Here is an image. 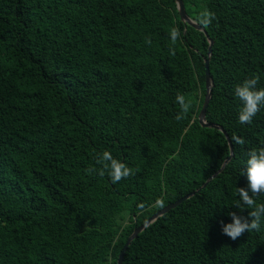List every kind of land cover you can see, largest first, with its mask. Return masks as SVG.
Here are the masks:
<instances>
[{"label": "trees", "instance_id": "trees-1", "mask_svg": "<svg viewBox=\"0 0 264 264\" xmlns=\"http://www.w3.org/2000/svg\"><path fill=\"white\" fill-rule=\"evenodd\" d=\"M183 1L197 25L204 9L216 19L194 28L176 0H0V264H117L136 228L201 189L231 156L199 122L207 59L206 121L234 155L142 231L123 264H264V220L235 241L222 232L228 213L249 217L237 189L247 152L264 146V108L241 125L234 95L250 77L264 88V0ZM178 93L193 102L179 121ZM104 150L135 174L88 175Z\"/></svg>", "mask_w": 264, "mask_h": 264}, {"label": "clouds", "instance_id": "clouds-1", "mask_svg": "<svg viewBox=\"0 0 264 264\" xmlns=\"http://www.w3.org/2000/svg\"><path fill=\"white\" fill-rule=\"evenodd\" d=\"M197 22L203 28H208L213 20L216 19V14L208 9L201 10L197 14ZM181 31L178 27H172L169 30V38L171 46L169 47V54L176 55L174 45L180 39ZM145 43L151 45L150 37L145 38ZM259 77H250L243 80L235 86L234 95L239 100L241 108L238 114V122L241 125L251 124L253 118L264 108V88L257 89ZM176 103L179 105V112L175 119L182 120L192 108L193 102L186 99L183 94H177ZM232 141L235 144L243 145L245 141L235 134L232 136ZM246 171L242 175H246L247 187H239L237 193L239 196V203L235 206L243 210L251 209L249 217L237 215L235 212H230L228 215L232 218V222L223 225L222 232L232 240H237L245 232L252 231L259 232L261 230L262 220H264V203L257 204L255 197L264 194V146L251 149L247 152ZM95 163L99 167H89L85 169L88 175L98 174L103 177L107 174L113 183H118L122 179H126L134 175V171L126 163L113 157L112 153L104 150L98 153L95 157ZM164 199L158 198L156 205L160 208L164 207Z\"/></svg>", "mask_w": 264, "mask_h": 264}, {"label": "water", "instance_id": "water-1", "mask_svg": "<svg viewBox=\"0 0 264 264\" xmlns=\"http://www.w3.org/2000/svg\"><path fill=\"white\" fill-rule=\"evenodd\" d=\"M177 3V7H178V11L180 14V18L183 22H185L186 24L197 28L199 30H203V28H201L199 25H197V23L192 20L186 13V8H185V4L183 0H176ZM207 38H209L207 32H205ZM213 41L210 40V46H209V56H211V52H212V46H213ZM209 59L206 60V96H205V100H204V104H203V108L200 112L199 115V122L203 127H209V128H214L216 130L221 131L226 138L228 139L229 145H230V149H231V156L225 161V163L223 164L222 168L216 173L214 174L207 182L206 184H204L202 186L201 189L192 192L186 196H184L183 198L177 200L176 202H173L171 204H169L168 206H166L164 209H162L161 211H159L158 213H156L154 216H152L144 225L140 226L139 228H136L134 230V232L132 233V235L128 238V240L126 241L119 257L117 260V264H123L124 261V257L125 254L129 248V245L131 244V242L142 232L144 231L148 226H150L152 223H154L156 220H158L160 217H162L163 215L167 214L170 210L176 208L177 206H179L180 204H182L183 202H185L186 200L190 199L191 197H193L195 194H197L200 190L204 189L211 180H213L214 178H216V176H218V174H220L223 169L225 168V166L229 163V161L232 159L234 152H233V144L231 142V139L229 137V135L227 134V132L224 130L223 127L216 125V124H210L207 123L206 121V115H207V109L208 106L210 104V101L212 99V95H213V87H214V81H213V77L211 76L210 73V69H209Z\"/></svg>", "mask_w": 264, "mask_h": 264}, {"label": "rangeland", "instance_id": "rangeland-1", "mask_svg": "<svg viewBox=\"0 0 264 264\" xmlns=\"http://www.w3.org/2000/svg\"><path fill=\"white\" fill-rule=\"evenodd\" d=\"M126 222V221H125Z\"/></svg>", "mask_w": 264, "mask_h": 264}]
</instances>
